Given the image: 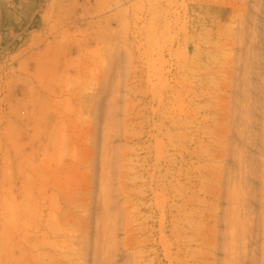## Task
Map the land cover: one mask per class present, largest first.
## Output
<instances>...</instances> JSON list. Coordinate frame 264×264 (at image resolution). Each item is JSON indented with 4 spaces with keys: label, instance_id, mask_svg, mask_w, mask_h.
<instances>
[{
    "label": "rangeland",
    "instance_id": "1",
    "mask_svg": "<svg viewBox=\"0 0 264 264\" xmlns=\"http://www.w3.org/2000/svg\"><path fill=\"white\" fill-rule=\"evenodd\" d=\"M246 1L0 0V264H264Z\"/></svg>",
    "mask_w": 264,
    "mask_h": 264
},
{
    "label": "bare ground",
    "instance_id": "2",
    "mask_svg": "<svg viewBox=\"0 0 264 264\" xmlns=\"http://www.w3.org/2000/svg\"><path fill=\"white\" fill-rule=\"evenodd\" d=\"M245 1H246V0H245ZM246 2H248V4H250V3H249L250 1L247 0ZM263 2H264V1H263ZM263 2H262V0H261V1L259 0V3H258L257 0H251V5L248 6V7L250 8L249 10H251L252 6L255 7L254 9L252 8V10H253V14H254V12L257 11V8H256V7H258V13H259V11H260L259 8L261 9L262 6L264 5ZM244 3H245V2H244ZM257 3H258L259 5H258V6H255V5H257ZM261 3H262L263 5H262ZM231 4H232V2H231ZM245 4L248 5L247 3H245ZM245 4H244V5H245ZM235 5H236V2H235ZM237 5H238V4H237ZM246 5L244 6L243 11H245V7H246ZM261 5H262V6H261ZM233 6H234V5H233ZM239 6H240V5H239ZM235 7H236V6H235ZM248 7H247V8H248ZM263 7H264V6H263ZM237 8H238V7H237ZM262 9H263V8H262ZM237 10H238V9H237ZM239 10H240V9H239ZM263 10H264V9H263ZM247 11H248V10H247ZM261 11H262V10H261ZM261 11H260L261 14H258V15H263V13H262ZM263 12H264V11H263ZM248 13H249V12H248ZM238 14H239V12H238ZM238 14H237V15H238ZM242 14H244V12H242ZM242 14H241V15H242ZM246 14H247V13H246ZM246 14H245V15H246ZM250 14H252L251 11H250ZM256 14H257V13H256ZM254 15H255V14H254ZM254 15H251V16L248 15L247 17L245 16V17H246V20H248V21H247V24L249 23V21H250L251 19H253V17H254L255 21H256L257 18H259V17H255ZM238 17H239V16H238ZM242 17H243V16H240L239 18H242ZM249 17H250V20L247 19V18H249ZM251 17H252V18H251ZM254 19H253V21H254ZM240 20H241V19H240ZM246 20H244V21H246ZM257 20H258V19H257ZM259 20H260L259 22H261L262 19L259 18ZM241 21H243V20H241ZM251 21H252V20H251ZM255 21H254V23H255ZM263 22H264V20H263ZM263 22H262V23H263ZM254 23H253V22H252V23H249L247 26H252V24L254 25ZM262 23H261V24H262ZM245 24H246V22H245ZM256 24H258V23L256 22ZM256 26H257V25H254L253 27H256ZM258 26H259V25H258ZM258 26H257V27H258ZM260 26H262V25H260ZM240 27H241V26H240ZM243 27H245V25H244ZM249 28H250V27H248V30H249ZM244 29H246V28H244ZM248 30H247V32H248ZM249 31H250V30H249ZM243 32H244V31H243ZM247 32L245 31V33H247ZM245 33H243V34L245 35ZM249 33L251 34V32H248V34H249ZM250 34H249V35L246 34V35L250 37V36H251ZM246 35H245V36H246ZM245 36L242 35V38L245 37ZM249 37H248V38H249ZM245 39H246V38H244V40H245ZM246 40H248V39H246ZM246 40H245V41H246ZM249 40H250V38H249ZM245 41H244V42H245ZM251 41H252V40H251ZM250 44H251V43H250ZM244 46H245V43H244ZM249 46H250V45H249ZM252 46H253V44H252ZM247 47H248V46H247ZM244 49H246V48H244ZM247 49H248V48H247ZM248 50H249V49H248ZM248 50H247V53L249 54V53H250V52H249L250 50H249V51H248ZM251 53H252V52H251ZM251 53H250V54H251ZM239 54H240V53H239ZM250 54H249L248 56H250ZM254 54H255V52H253V55H254ZM256 54H257V52H256ZM258 54H259V53H258ZM246 55H247V54H246ZM259 55H260V54H259ZM248 56H244V57H245V58H246V57L248 58ZM251 56H252V55H251ZM259 57H260V56H259ZM249 58H251V57H249ZM243 59H244V58H243ZM244 60H245V59H244ZM244 60H243V61H244ZM247 60H248V59H246V63L248 62ZM252 60H253V59L251 58V61H252ZM259 60H260V59H259ZM249 61H250V60H249ZM241 62H242V60H241ZM260 63H262V61H260ZM241 64L243 65V63H241ZM244 65H245V64H244ZM246 65H247V64H246ZM245 67H246V66H245ZM245 69H246V68H245ZM251 79H252V77H251ZM256 86H257V85H256ZM257 88H258V87H257ZM259 98H261V97H259ZM261 100H262V99H261ZM255 101H258V99L255 100ZM259 101H260V100H259ZM259 101H258V102H259ZM251 102H252V101H251ZM260 102H261V101H260ZM253 104H254V108H256V103L254 102ZM257 104H258V103H257ZM259 104H261V106H262L263 102H261V103H259ZM259 104H258V105H259ZM259 107H260V106H259ZM257 108H258V106H257ZM257 117H258V116H257ZM257 117H256V118H257ZM236 118H237V117H236ZM256 118H255V116H254V119H253V120H255ZM257 119L259 120V118H257ZM257 119H256V120H257ZM253 120H252V122H253ZM258 120H257V122L254 121V124H255V125H256V123H259ZM255 122H256V123H255ZM261 122H263V121L261 120ZM254 124H253V128H255V127H254V126H255ZM262 124H263V123H262ZM259 125H261V123H260ZM263 125H264V124H263ZM263 125H261V126H263ZM257 126H258V124H257ZM232 127H233V129H232L230 132H228V137H227V140H228V142H229L230 144L233 143L232 139H234V136L236 137V132H235V130H234V126H232ZM262 128H263V127H262ZM259 129H260V128H259ZM263 129H264V128H263ZM263 129H262V130H263ZM261 132H262V131H261ZM229 133H230V134H229ZM259 133H260V132H259ZM257 134H258V133H257ZM262 134H264V133H262ZM258 135H259V134H258ZM258 135H257V136H258ZM257 136H256V137H257ZM259 137H260V135H259ZM263 137H264V136H263ZM257 139H258V138H257ZM259 139H260V138H259ZM261 139H262V138H261ZM262 141H264V139H263ZM263 144H264V143H263ZM231 150H232V149H231ZM233 151H234V149H233ZM234 152H235V151H234ZM234 152L231 153V157L234 156V155H233ZM260 153H261V152H260ZM247 174H248V173H247ZM241 176H242V177H240L241 179H243V178H247V177H243L244 174L241 175ZM249 176H251V175H248V177H249ZM241 179H240V182L242 183ZM248 179H249V178H248ZM243 180H244V182L248 181V180H246V179H243ZM251 183H252V182H251ZM250 186H251V185H250ZM250 189H251V188H250ZM250 192H251V190H250ZM249 196H250V195H249ZM250 197H251V196H250ZM253 198H254V197H253ZM246 199H247V198H246ZM247 200H249V198H248ZM249 201H250V200H249ZM249 201H245V202H247L246 204H248ZM247 206H248V205H247ZM248 207H250V206H248ZM250 258H251V257H250ZM250 258H249V259H250Z\"/></svg>",
    "mask_w": 264,
    "mask_h": 264
},
{
    "label": "crops",
    "instance_id": "3",
    "mask_svg": "<svg viewBox=\"0 0 264 264\" xmlns=\"http://www.w3.org/2000/svg\"><path fill=\"white\" fill-rule=\"evenodd\" d=\"M23 1V0H22ZM4 27H13V24L11 22H7Z\"/></svg>",
    "mask_w": 264,
    "mask_h": 264
}]
</instances>
